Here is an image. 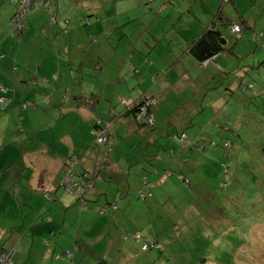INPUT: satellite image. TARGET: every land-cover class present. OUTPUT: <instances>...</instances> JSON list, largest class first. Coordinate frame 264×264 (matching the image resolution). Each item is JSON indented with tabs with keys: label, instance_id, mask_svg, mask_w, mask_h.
<instances>
[{
	"label": "crops",
	"instance_id": "1",
	"mask_svg": "<svg viewBox=\"0 0 264 264\" xmlns=\"http://www.w3.org/2000/svg\"><path fill=\"white\" fill-rule=\"evenodd\" d=\"M9 1V4L15 5L14 0ZM55 1L57 23L52 22V13L46 5L38 6L32 14L35 18L32 20V26L38 20L42 22L39 36L26 34L21 40H16L9 36V30L6 28L1 30L0 35V96L12 97L11 104L5 105L11 109L7 110L5 106L0 108V255L4 249L8 250L11 254L9 264H54L52 259L54 255L61 253L60 250L55 244L44 245L41 241L42 244L36 243L37 237H57L58 232H64L67 222L76 218L75 214L78 230L74 239L59 238L64 252L76 251H72L73 259L81 252L76 246L78 240L84 238L94 243L101 237H106L111 241V219L118 215L116 211L110 210L111 214L107 219L108 214L99 215L97 211L89 209H74L72 205L76 203V197L68 195L59 181L61 168L66 159L75 153L81 155L79 166L82 165L84 169H94L98 162H101L102 166L105 164L98 172L92 193L101 203H107V199L115 195L117 187L125 188V182L121 181L124 172L121 162L124 154L141 155L134 143L139 140L142 146L140 141H148V129L122 116V110L116 106L117 103L106 102L103 107L101 102L105 89L112 92L107 96L110 101L116 97H123L128 101L139 98L141 95L137 98H126V93H132L126 90L121 94L123 88L129 85L132 76L137 75L144 77L139 83L148 84V67H155L152 60L154 50L150 52L148 59V50L141 44L147 32L135 40L124 37L127 35L124 30L133 24L131 20H127L135 15L133 5L127 7L126 14H117L115 17L113 10H105L95 3L96 0ZM221 1H204L193 13L191 8H187L186 12L193 16L194 21L190 19L185 25L181 24L182 19L180 20L184 16L182 9L178 10V20L164 19L165 24L168 21L174 24L180 22L175 34L185 44L180 49L181 42L178 40L177 47L173 49L172 44L169 46L172 51L168 56L176 59L170 64V68L174 70L179 67V70L177 76L171 79L166 76L165 83L163 82L162 93H165L166 97H159V105L156 108L158 113L154 111L155 128L161 129L167 121L181 127L186 123V117L191 116L188 109L193 108L196 103L195 96L187 94L189 87L200 90L203 86L214 83L219 72L231 71V61L235 60L227 53H221L209 61L200 63L191 54L184 52L186 45L196 39L210 22L214 12L221 6ZM257 1L235 0L234 3L224 4L223 8L226 10L227 4L237 7L239 12L257 24L258 14H253V11L257 10ZM168 6V2H165L162 9L165 8V12L169 11V16H172L176 7ZM144 10L145 15L148 12ZM13 13L14 11L11 15ZM232 14L233 12L230 15ZM148 29H151V35L155 39L153 35L157 34L156 29L149 26ZM135 32L136 29L132 27L130 33ZM162 35L160 40L166 33ZM160 40H157L154 47ZM243 65L239 64L235 68L243 67L236 72L240 75L239 78L248 76L249 73L259 75V71L253 73L252 67H247L251 64ZM260 68L261 66L258 69ZM155 71H158L157 67ZM156 74L157 77L160 76V73ZM101 80L103 82L98 87ZM134 81L137 82L135 79ZM76 82L79 85L76 86ZM141 84L138 86L142 90ZM4 88L7 90L6 94ZM45 93L46 99L43 97ZM91 94L96 95V98L100 96L90 104H80L75 98L76 95ZM28 99L33 101L27 103ZM215 104L222 108V103ZM199 111L197 109L198 113ZM112 113L118 116L115 115L112 119L115 120L110 128V139L114 141L113 132H116L123 141L115 140L116 148L114 150L113 147L108 154L104 150L98 151L93 144L94 127L99 119H107ZM17 116H23V126L20 130L16 127L19 123ZM38 116H43L46 121L38 122ZM191 121L192 118L188 120L189 123ZM131 146L134 147L130 148ZM145 150L148 152V145ZM22 156L24 159L20 160ZM104 160L105 162H102ZM23 161L25 168L33 166V169L24 171ZM106 161L110 162V167L106 166ZM27 171L30 176L24 177L23 173ZM108 177L110 178L107 179ZM47 191L57 198L59 206L53 207L49 202L42 213H39L38 208L46 200L42 192ZM63 204L66 208L63 209L65 221L61 226L56 222L55 211L60 212ZM73 213L74 216L71 217ZM105 224L108 227L98 229L97 226L102 227ZM74 244L76 248H73ZM35 253L39 255L36 256ZM34 257H37L36 261ZM85 260L82 257V262Z\"/></svg>",
	"mask_w": 264,
	"mask_h": 264
},
{
	"label": "rangeland",
	"instance_id": "2",
	"mask_svg": "<svg viewBox=\"0 0 264 264\" xmlns=\"http://www.w3.org/2000/svg\"><path fill=\"white\" fill-rule=\"evenodd\" d=\"M204 1L207 0L95 1L105 10L109 12L113 10L114 16L126 14L127 7L132 4L135 15L127 20H131L133 24L124 30L127 32L124 37L135 40L147 32L141 44L148 50V59L150 52L154 50L152 60L155 67H148V84L139 83L144 78L142 75L132 76L129 85L123 88L121 94L129 90L132 95L126 93L124 95L126 98L131 96L137 98L143 94L154 95L158 100L159 97H166V94L162 93L163 82L165 83L166 76L168 79L177 76L179 70V67L174 70L170 68V64L176 59L168 55L172 51L169 46L172 44L174 49L178 46V40L180 41L175 34L180 22L174 24L168 21L165 24L164 19L178 20V10L182 9L184 16L180 20L182 19L181 24L185 25L190 19L193 20V16L186 12L187 8H191L193 13ZM216 1L210 0V2ZM165 2H168V7H176L172 16H169V11L165 12V8L159 13L158 8L163 7ZM257 2V10L253 11L255 16L258 14L257 24L253 25L258 33H263V36L257 37L255 31L248 29L235 44L237 56L234 62L231 61L230 73H220L221 75L214 83L211 82L209 86H203L200 90L189 87L187 94L195 96L196 102L193 108L188 109L191 116L186 117L187 121L181 127L171 124L165 129L170 140L157 136L159 133L157 128L148 132V141H142L143 149L148 145V162L144 160L137 163L135 161L140 155L124 154L125 157L121 162V167L124 169L121 181L127 185L129 183L132 187L128 186L127 191L121 192V196H124L122 200L118 197V208L115 209L118 215L111 219L110 226L113 232L112 240L101 237L99 241L93 243L100 257L109 264H264V62L259 64L264 61V1ZM9 3V0L0 2V35L4 28L12 30L13 27L11 13L15 10L16 4ZM233 8L235 10L234 6L226 5V10L233 12L232 17L239 19V15ZM144 9L148 12L145 15ZM32 14L28 29L33 27L31 34L39 36L42 22L38 20L32 26V20L35 19ZM107 19L113 18L107 17ZM148 26L156 29L157 34L153 35L155 39ZM132 27L136 29L135 33H130ZM193 27L194 24L191 28ZM163 33L166 35L160 40ZM226 36L229 42L235 41L234 34L230 31H227ZM157 40L160 41L154 47ZM180 42L181 49L185 42ZM245 63L258 66L253 67L251 71L253 73L259 71V75L249 73L247 77L239 78L240 75H237L235 68ZM156 73H160V76L157 77ZM102 82V80L99 82L98 87ZM239 82H243V85L251 84L252 87L245 91ZM138 84L142 85V90ZM77 85H79L78 82H76ZM6 93L7 90L4 94ZM104 94L101 101L103 107L106 102L117 103L116 106L122 110L123 102L128 101L123 97H116L110 101V97L107 99V96L112 92L107 89ZM247 94L254 95L253 102L250 103L251 107H244L240 101V98ZM43 97L47 98L46 93ZM29 101L33 99H28L27 103H30ZM215 102L222 103V108ZM7 104L0 103V108H4L3 106ZM5 108L11 109L6 106ZM197 109L200 110L199 113ZM155 112L158 113V110ZM23 116H17V121L20 123L16 125L18 130L23 126L21 125ZM191 118L192 125L188 122ZM44 120L43 116L37 117L38 122H44ZM26 124L27 121L24 125ZM228 127L229 130H227ZM221 129L224 130L223 133ZM184 131L188 135L187 140L192 144L191 146H184L178 137L176 141L171 140L170 135H180ZM113 135L114 141L111 139V144L112 149L114 147L115 150V140L123 141V139L116 132H113ZM166 141L168 144L164 146ZM213 141L216 145L212 146ZM225 141L231 142V146L225 147ZM134 146L136 148V145ZM200 146L205 149H200ZM153 149L157 150L159 156H151L149 152ZM170 149L173 151L172 155ZM23 159L24 156L20 158V160ZM133 162L134 164H130ZM24 165L23 161L24 171L33 169V166L25 168ZM145 168H148V184L131 183L132 178L135 179V172L139 169L143 171ZM83 169L84 167L80 165L79 170ZM23 174H25L24 177L30 176L28 171ZM182 177L190 179L191 183L188 187ZM60 179L61 181L65 179L63 173H60ZM158 179H163L164 182L159 183ZM144 186L148 187V191L152 190V194L147 198L140 196L139 193ZM63 188L65 189V186ZM65 192L76 197L74 189L72 191L66 189ZM42 193L45 196L44 192ZM45 199L43 205L38 208L39 213H42L49 202L53 207L59 206L58 200L48 197ZM75 200L76 203L72 207L82 211L79 206L81 199L76 197ZM90 202L95 207L97 203H100L99 200ZM63 209H66L64 204L60 212L55 211L56 222L61 226L65 221ZM73 216L74 213L71 214V217ZM75 217L77 218L76 214ZM107 217H110L109 214ZM76 218H71L64 226V232H58L57 237H37L36 243L41 241L44 245L55 244L58 247L61 253L54 255L52 259L55 261L54 264H104L101 259L97 261V258L88 255L85 258L82 251L75 259L72 252L75 250L63 251L59 238L74 239L75 232L78 230ZM97 227L102 230L108 225ZM137 233H140L143 236L142 240L147 243H152L154 240L160 243L151 249L141 250L142 243L135 242L132 238ZM73 248H76L75 244ZM35 255L38 256L39 253ZM82 257L86 259L84 262ZM36 259L37 257H34L35 261Z\"/></svg>",
	"mask_w": 264,
	"mask_h": 264
},
{
	"label": "trees",
	"instance_id": "3",
	"mask_svg": "<svg viewBox=\"0 0 264 264\" xmlns=\"http://www.w3.org/2000/svg\"><path fill=\"white\" fill-rule=\"evenodd\" d=\"M34 6L30 9V12L28 14V16H25L23 18V20H18L19 17V8L21 7V2L22 0H14L15 4H16V9L14 10V13L12 14V21H13V27L12 30H9V36L12 37L13 39L16 40H21L22 36L24 37L26 34L28 36V34H30L29 36H31V31L30 29H32V27L30 29H28V27L31 25V21H29L31 14L34 12V9L37 8L38 6H45L47 7V9L50 10V12H52L54 10V8L57 7V2L55 0H32ZM225 1V0H224ZM222 2L221 6L214 12L212 19L210 20V22L208 24L205 25L204 29L202 30L201 34L194 40H192L191 42H189L186 47L184 48V52L185 53H189L191 54L196 60H198L200 63L201 62H206L209 61L210 59L214 58L215 56H218L221 53H227L229 55H231L234 60L236 59V52H235V44L236 42L243 36V34L248 30V29H252L253 31L256 32L257 37L259 36H263V33H258V31L256 30V28L254 27V21H251V19H249L248 17H246L245 15L242 14V12H239L237 7H235V13L237 15H239V19L236 20L235 17H232V15H230L224 8V4L223 3H230V2H235V0H228L229 2ZM264 5V4H263ZM162 10V6H160L158 8L159 13H161L160 11ZM162 16V15H161ZM238 26L239 30L236 31L235 27ZM227 31H230L231 33L234 34L235 37V41L234 42H229L228 38L226 36ZM264 61L260 62L259 64L263 63ZM246 63L243 65L245 66ZM247 67H258L256 65H247ZM243 68V67H241ZM241 68H237V70H240ZM230 73V71H228ZM225 72V73H228ZM221 72H219L218 76H220ZM224 74V73H222ZM249 75V74H248ZM217 76V77H218ZM245 77H247L246 75H243ZM241 83V88L244 89L246 91L247 88L252 87L251 84H244L243 82H239V84ZM230 92L232 93V90H230ZM8 96V95H7ZM10 101L8 102V104H11L12 102V97H9ZM75 98L78 100V102L80 104H90L91 101H97L99 99L96 98V95L91 94L89 96H83V95H76ZM253 98L254 95H245L242 96L240 98V101L242 103V105L244 107H251V102H253ZM159 105V100L154 96V95H147V94H143L141 95L139 98L134 99L133 101H124L123 102V109L122 112L120 113L122 116H125L127 119H129L130 121L136 123L137 125L140 126H144L146 129H148V132L150 130H153L155 128V120H156V116L154 114V111L156 110V108ZM202 109H204V107H202ZM117 114H113L110 115L107 119H99L97 124L94 127V140H93V144H95V147L98 148V151H107V153L109 154V151L112 149V144H111V139H110V128L113 124L112 120L114 118V116ZM118 116V115H117ZM150 117H154V122L151 123L149 121ZM170 121H167L166 124L164 125V127H162L161 129H157V131L159 132L157 134V136H159L161 139L163 138H169L168 137V132L165 131V129L171 125L172 123H170ZM193 120L190 122V124L192 125ZM229 130V127L228 129ZM102 131H105V141H99L98 137L100 135V133H102ZM147 132V133H148ZM224 130L221 129V133H223ZM156 134V133H154ZM171 140L176 141V137H178L180 139V141L182 143H184V146H191L192 144L188 142V135L187 133L184 131L182 132L180 135L179 134H172L170 135ZM170 140V138H169ZM141 144L142 141H140ZM164 146L168 144V142H164ZM137 145L139 151H141V155L139 156L138 159H136L137 163L142 162V161H146L148 158V152L142 148V146L139 143V140L137 142L134 143V145ZM213 145H216V143L213 141L212 143ZM231 142L229 141H225L224 146L225 147H230L231 146ZM200 149L204 150L205 148L203 146L199 147ZM156 149L158 150V146L156 147ZM153 149V151L149 152L152 155H156L159 156V154L157 153V150ZM171 150V155L173 153L172 149ZM75 158V162H74V173L71 175V181L69 183L65 182V179H63V181H61V179H59L60 182H62L61 184L63 186H65V190L66 189H70V191H72V189H74V192L76 194L77 199L80 198L81 202L80 203V208L81 209H89L90 211H97L99 213V215H103V214H111V211H115V209L118 208V197L120 198V200L123 199V195L121 196V192L122 191H127L128 189V185L127 183H125V188L123 187H117L115 189V192L112 197L109 198V200L107 199V203H105V201H102L103 203H97V206L94 207H88L89 204H92V202L90 201H95L97 200L95 197H93L92 191L95 189V184H96V178H98V172L101 171L104 166L101 165V162H98V164L100 163V165L98 166V164H96V166L94 167V169H83V170H79L78 166L80 164L81 161V155L79 153H75L73 155H71V157H68L66 159V162L64 163L67 164V162H71L72 159ZM102 162H105L102 161ZM148 162V161H147ZM130 164H134L130 163ZM61 168V173L64 174L65 178H66V173H65V167ZM106 166L110 167V162L106 161ZM142 169V168H141ZM141 169H139L140 171H136L135 172V179L132 178V182L133 183H141L143 185L148 184V168L145 170L143 169V171H141ZM225 171V170H224ZM166 175V173L164 174ZM75 176V177H74ZM110 177H108L107 179H109ZM112 178V177H111ZM74 179V180H73ZM182 179L185 181L187 187L190 185L191 181L188 178H183ZM159 180V179H158ZM131 182V183H132ZM164 182L163 179L159 180V183ZM127 186V188H126ZM120 188V189H119ZM148 187L144 186L140 193V196L147 198L148 195L152 194V190L150 189L148 191L147 189ZM46 197H48L49 199H57L54 195H52L51 192L47 191L44 193ZM54 197V198H53ZM87 197V198H85ZM89 198V199H88ZM92 198V199H90ZM105 199V198H104ZM133 240L136 242H141L142 246H141V250H147V249H151L152 247H156L157 243H160L158 240H154L152 243H147L145 240H142L143 236L140 235V233L135 234L133 237ZM129 239V237H128ZM77 248H79L82 252H84L85 255L91 256L93 258H97V261L99 259H101L103 261L104 264H109V262H107L104 258L100 257L99 251L97 250V248L94 247V244L89 241H87L86 239H81L78 240V243L76 244ZM159 248V247H157ZM7 251L8 250H3L2 252Z\"/></svg>",
	"mask_w": 264,
	"mask_h": 264
},
{
	"label": "built area",
	"instance_id": "4",
	"mask_svg": "<svg viewBox=\"0 0 264 264\" xmlns=\"http://www.w3.org/2000/svg\"><path fill=\"white\" fill-rule=\"evenodd\" d=\"M32 0H22L21 2V7L19 8V17L18 20H23V18L25 16H28L29 12H30V3ZM235 30L238 31L239 27L236 26ZM4 92L6 91L5 89L3 90ZM10 101V98L6 97V96H0V103H4L7 104ZM149 121L151 123L154 122V117H150ZM99 141H105V131H102V133H100L99 137H98ZM74 162H75V158L72 159L71 162H67V164L64 165L65 169V173H66V178H65V182L69 183L71 181V175L74 173ZM11 263V254L7 251L2 252V254L0 255V264H9Z\"/></svg>",
	"mask_w": 264,
	"mask_h": 264
},
{
	"label": "flooded vegetation",
	"instance_id": "5",
	"mask_svg": "<svg viewBox=\"0 0 264 264\" xmlns=\"http://www.w3.org/2000/svg\"><path fill=\"white\" fill-rule=\"evenodd\" d=\"M33 6H34L33 1H31V3H30V9H31ZM56 9H57V7L54 8V10L51 12V13H52V22H53V23H57V22H58L57 17H56ZM5 90H6V89H5Z\"/></svg>",
	"mask_w": 264,
	"mask_h": 264
}]
</instances>
